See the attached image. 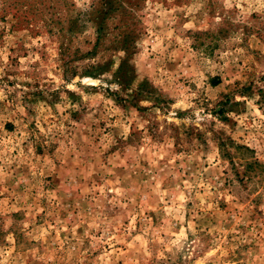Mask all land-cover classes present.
Returning a JSON list of instances; mask_svg holds the SVG:
<instances>
[{
  "label": "rangeland",
  "instance_id": "rangeland-1",
  "mask_svg": "<svg viewBox=\"0 0 264 264\" xmlns=\"http://www.w3.org/2000/svg\"><path fill=\"white\" fill-rule=\"evenodd\" d=\"M0 264H264V0H0Z\"/></svg>",
  "mask_w": 264,
  "mask_h": 264
},
{
  "label": "trees",
  "instance_id": "trees-1",
  "mask_svg": "<svg viewBox=\"0 0 264 264\" xmlns=\"http://www.w3.org/2000/svg\"><path fill=\"white\" fill-rule=\"evenodd\" d=\"M126 63V61L122 60L121 63L119 64V67L117 69V73H120L122 67L124 66V64ZM221 146H224V143H220ZM247 149V148H246Z\"/></svg>",
  "mask_w": 264,
  "mask_h": 264
}]
</instances>
